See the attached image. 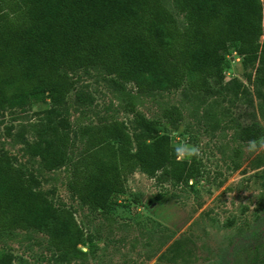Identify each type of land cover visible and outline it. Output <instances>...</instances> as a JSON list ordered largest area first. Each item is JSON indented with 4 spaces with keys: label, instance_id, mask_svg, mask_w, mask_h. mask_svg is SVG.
<instances>
[{
    "label": "trees",
    "instance_id": "trees-1",
    "mask_svg": "<svg viewBox=\"0 0 264 264\" xmlns=\"http://www.w3.org/2000/svg\"><path fill=\"white\" fill-rule=\"evenodd\" d=\"M172 5L184 17L183 29L162 0H0V110L25 113L48 100V107L33 112L34 122L24 125L31 131L45 121L56 141L47 143L39 156L48 170L70 169L66 186L89 210L116 204L114 198L124 193L125 178L135 169L148 177L160 172L175 186L196 178L198 168L196 158L178 161L169 135L158 133L154 121L151 125L137 111L149 142L130 151L123 123L102 119L78 128L83 146L67 164L69 140L49 119L64 110L75 71L117 74L134 84L135 92L126 93L136 99L178 89L185 74L199 80L198 87L209 78L221 81L227 53H233L241 68L257 63L255 77L264 87L260 0H172ZM227 83L233 96L246 92L235 77ZM159 116L166 121L180 117L167 106ZM11 129L6 126L5 134ZM32 148L33 143L23 141L20 151L27 154ZM16 163L0 147V228L44 229L64 259L85 255L76 248L83 235L72 213L62 204H49L46 193L31 187ZM48 221L52 226L46 230ZM6 259L2 254L0 264ZM256 264H264V256Z\"/></svg>",
    "mask_w": 264,
    "mask_h": 264
},
{
    "label": "rangeland",
    "instance_id": "rangeland-1",
    "mask_svg": "<svg viewBox=\"0 0 264 264\" xmlns=\"http://www.w3.org/2000/svg\"><path fill=\"white\" fill-rule=\"evenodd\" d=\"M162 1L177 27L183 29L184 17L172 0ZM260 2L264 10V0ZM227 58L228 68L221 81L209 78L198 87L200 81L185 74L178 89L136 99L126 93L135 92L134 84L117 74L98 69H80L72 74L74 84L65 95L64 110L49 119V124L69 140L67 164L83 146L78 128L102 119L115 118L123 123L130 151L149 142V134L139 125V113L151 125L154 121L158 133H167L172 145L200 148L198 175L186 185L173 186L160 172L148 177L135 169L125 178L124 193L114 198L116 204L102 211L89 210L68 190L69 168L48 170L47 161L39 156L47 143L56 140L45 121L31 131L24 122H34L33 112L48 107L47 99L26 108L25 113L16 108L0 110V147L17 158L25 180L46 193L49 204H62L72 213L83 235L76 248L85 253L64 259L62 252L50 245L44 229L0 228V256H8L5 264L260 261L264 256V147L249 152L246 146L250 141L258 145L264 142V87L255 77L256 62L241 68L235 54L227 53ZM234 77L246 90L237 96L231 93L232 84L227 83ZM164 106L178 113L179 119L160 117ZM9 125L12 129L5 134ZM23 141L33 143L27 154L20 151ZM235 163L237 169L233 168ZM46 225L47 230L51 221Z\"/></svg>",
    "mask_w": 264,
    "mask_h": 264
},
{
    "label": "clouds",
    "instance_id": "clouds-1",
    "mask_svg": "<svg viewBox=\"0 0 264 264\" xmlns=\"http://www.w3.org/2000/svg\"><path fill=\"white\" fill-rule=\"evenodd\" d=\"M246 147L249 152H255L258 149V147H264V142H261L258 145L256 141H250ZM174 152L178 161H183L186 158L198 159L201 154L199 147L189 146L187 144L175 147Z\"/></svg>",
    "mask_w": 264,
    "mask_h": 264
}]
</instances>
